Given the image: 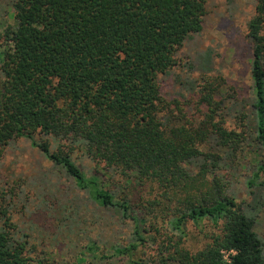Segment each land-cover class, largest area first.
<instances>
[{"label": "trees", "instance_id": "1", "mask_svg": "<svg viewBox=\"0 0 264 264\" xmlns=\"http://www.w3.org/2000/svg\"><path fill=\"white\" fill-rule=\"evenodd\" d=\"M12 6L14 24L0 32V161L14 140L28 139L84 192L93 217L106 212L133 221L131 242L89 237L77 259L143 264L139 248L164 235L151 264H264L258 210L246 212L230 180L240 157L253 151L255 169L244 185L262 197L264 0H255L246 26L250 92L239 97L224 77L210 75L211 51H198L187 63L198 80H179L197 95L194 118L178 99L164 98L157 78L201 31L204 0H12ZM79 152L112 183L86 175ZM7 186L0 181V264H56L34 256L36 244L13 222L8 196L15 192ZM146 186L156 194L136 202L145 208L139 214L131 194ZM147 217L161 225L145 226ZM189 222L211 231L195 250L184 244Z\"/></svg>", "mask_w": 264, "mask_h": 264}, {"label": "rangeland", "instance_id": "2", "mask_svg": "<svg viewBox=\"0 0 264 264\" xmlns=\"http://www.w3.org/2000/svg\"><path fill=\"white\" fill-rule=\"evenodd\" d=\"M204 5L201 31L192 35L179 48L177 64L170 72L159 74L157 78L164 98L168 101L178 99L190 118L199 117L201 107L197 104L198 98L194 91L188 90L179 80H198L199 71L191 72L187 69V63L191 62L196 52L211 51L213 63L210 75L224 77L227 86L232 87L239 97L246 96L252 84L251 46L245 34L247 22L254 14L255 0H204ZM13 24L12 0H0V32ZM75 156L86 175L95 174L105 184H109L108 176L94 161L81 152ZM256 161L257 156L253 151H245L240 157L237 174L231 176L230 180L246 212L256 213L258 210L256 231L264 239V189L260 192L262 197L255 199L244 185L245 179L252 176ZM260 180H264V173H261ZM0 181L7 183V188L11 187L12 192H15L8 196L12 219L36 244L34 256L53 258L56 264H127L124 257L99 263L90 258L84 261L77 259L78 252L89 237H102L108 243L121 245L131 242L133 221L125 220L121 223L106 212L97 213V217H93L85 208L84 192L75 189L62 170L53 167L28 139L20 138L7 146L0 161ZM155 190L151 186L134 189L131 194L133 209L139 214L145 211L136 202L151 199L156 194ZM147 218L145 226L156 222L153 218ZM161 222L158 220L156 226H160ZM210 232V228L201 230L189 222L184 237L185 246L197 249L208 241ZM146 236L155 237L153 231L147 232ZM156 237L155 242L149 241L142 245L136 254L143 264H151L159 249L166 244L163 243L164 235Z\"/></svg>", "mask_w": 264, "mask_h": 264}]
</instances>
